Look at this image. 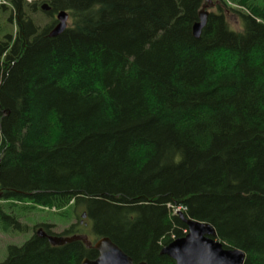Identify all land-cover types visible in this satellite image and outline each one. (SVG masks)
I'll return each mask as SVG.
<instances>
[{"label": "trees", "instance_id": "trees-1", "mask_svg": "<svg viewBox=\"0 0 264 264\" xmlns=\"http://www.w3.org/2000/svg\"><path fill=\"white\" fill-rule=\"evenodd\" d=\"M229 1L195 39L205 0H0V230L81 210L94 237L33 233L0 264H81L100 238L175 264L160 251L182 219L264 264V1Z\"/></svg>", "mask_w": 264, "mask_h": 264}, {"label": "water", "instance_id": "water-1", "mask_svg": "<svg viewBox=\"0 0 264 264\" xmlns=\"http://www.w3.org/2000/svg\"><path fill=\"white\" fill-rule=\"evenodd\" d=\"M207 3V5H204ZM199 14L198 21L193 25L192 34L195 39L200 37L202 29L207 23L209 15L208 7L211 6L210 0H205ZM50 7L43 4L41 10L49 11ZM56 24L49 33L50 37L62 34L67 28L69 14L62 10L55 13ZM182 219V214L180 213ZM84 218V215H83ZM187 227V233L180 238L174 239L164 246L160 254L172 259L175 264H243L245 254L239 249H226L216 239L214 229L205 222L191 219H182ZM36 235L46 238L51 246H62L79 237L62 238L47 235L43 229H39ZM91 246V245H87ZM92 248L97 252V257L93 260L84 259L81 264H134L132 259L127 256L109 238H100ZM137 264H146L140 262Z\"/></svg>", "mask_w": 264, "mask_h": 264}, {"label": "rangeland", "instance_id": "rangeland-1", "mask_svg": "<svg viewBox=\"0 0 264 264\" xmlns=\"http://www.w3.org/2000/svg\"><path fill=\"white\" fill-rule=\"evenodd\" d=\"M30 1V0H27ZM227 2V5L238 10L235 4L230 3L229 0H223ZM253 1V0H250ZM264 0H256V3H261ZM211 6L207 8L209 12H217L215 3H221L220 0H210ZM204 5H207L205 3ZM227 18L228 25L234 29H240V22H238V17L234 13H229ZM70 20L68 19L67 26H69ZM81 210L76 212V215L81 214ZM75 214H68L67 217H61L57 214H54L52 211L45 210H34L30 214L23 216L20 220L23 224L28 226V230L20 231L18 229H11L8 232H3L0 230V261H3L6 258L7 252L6 249L8 246H20L25 241H27L33 233H35L39 229H43L41 225H50L52 226V231L54 233L60 234L65 229L69 228L71 225L75 226L77 230V237H79L82 241H84L87 245H91L94 242V237L92 236L89 227H84V225H76L78 224V220H76ZM84 221V220H83ZM85 223H88L84 221Z\"/></svg>", "mask_w": 264, "mask_h": 264}, {"label": "flooded vegetation", "instance_id": "flooded-vegetation-1", "mask_svg": "<svg viewBox=\"0 0 264 264\" xmlns=\"http://www.w3.org/2000/svg\"><path fill=\"white\" fill-rule=\"evenodd\" d=\"M216 11H217V9H216ZM215 13H216V12H215ZM79 224H80V225H83V224H84V223H83V219H80V220H79ZM84 226H85V225H84Z\"/></svg>", "mask_w": 264, "mask_h": 264}]
</instances>
